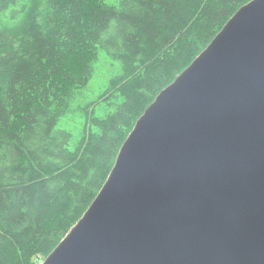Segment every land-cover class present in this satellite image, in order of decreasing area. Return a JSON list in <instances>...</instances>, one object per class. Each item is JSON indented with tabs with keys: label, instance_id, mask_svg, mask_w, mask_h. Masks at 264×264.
<instances>
[{
	"label": "trees",
	"instance_id": "trees-1",
	"mask_svg": "<svg viewBox=\"0 0 264 264\" xmlns=\"http://www.w3.org/2000/svg\"><path fill=\"white\" fill-rule=\"evenodd\" d=\"M247 1L0 0V264L51 252L147 105ZM101 50L119 70L76 107ZM82 110L75 139L59 120Z\"/></svg>",
	"mask_w": 264,
	"mask_h": 264
},
{
	"label": "water",
	"instance_id": "water-1",
	"mask_svg": "<svg viewBox=\"0 0 264 264\" xmlns=\"http://www.w3.org/2000/svg\"><path fill=\"white\" fill-rule=\"evenodd\" d=\"M39 264H264V0L156 94Z\"/></svg>",
	"mask_w": 264,
	"mask_h": 264
},
{
	"label": "rangeland",
	"instance_id": "rangeland-1",
	"mask_svg": "<svg viewBox=\"0 0 264 264\" xmlns=\"http://www.w3.org/2000/svg\"><path fill=\"white\" fill-rule=\"evenodd\" d=\"M118 1L119 0H106V2L112 4H116ZM93 66L94 74L92 78L87 85L80 90L79 95L74 100V105L76 107L78 104L84 106L88 102L95 100L108 85V78L119 70V62L111 59L104 50L99 52ZM105 112L106 107L104 105H98L95 107L94 114L96 116H101ZM84 118L85 114L83 110L82 112H69L60 118L59 126L71 131L73 133V138L77 139L80 135V129ZM42 259L44 258H40V261Z\"/></svg>",
	"mask_w": 264,
	"mask_h": 264
}]
</instances>
